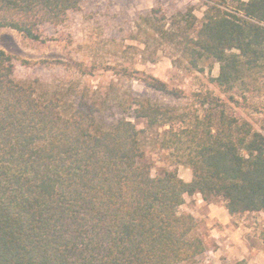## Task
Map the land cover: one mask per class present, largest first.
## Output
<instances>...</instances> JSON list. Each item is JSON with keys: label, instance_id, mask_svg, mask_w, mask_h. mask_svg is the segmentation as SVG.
Listing matches in <instances>:
<instances>
[{"label": "trees", "instance_id": "trees-1", "mask_svg": "<svg viewBox=\"0 0 264 264\" xmlns=\"http://www.w3.org/2000/svg\"><path fill=\"white\" fill-rule=\"evenodd\" d=\"M89 1L0 0V29L39 41ZM230 1L206 5L184 45L192 67L217 63L212 81L224 91L264 71V0ZM14 60L0 50V264H181L204 252L189 238L195 218L179 211L185 196L222 198L231 217L264 211V135L248 123L206 109L174 134L190 181L176 169L153 177L133 122L94 133L98 109L86 100L62 117L55 100L13 80ZM133 106L130 117L149 127L169 115L149 101Z\"/></svg>", "mask_w": 264, "mask_h": 264}, {"label": "rangeland", "instance_id": "rangeland-1", "mask_svg": "<svg viewBox=\"0 0 264 264\" xmlns=\"http://www.w3.org/2000/svg\"><path fill=\"white\" fill-rule=\"evenodd\" d=\"M220 1L91 0L64 24L43 27L39 41L0 29V50L15 58L13 80L31 87L41 102L55 100L62 117L68 118L77 103L86 100L98 109L94 133L110 130L126 118L139 131L140 163L150 166L153 177L176 169L179 178L187 174L191 178L174 134L195 116L201 118L206 109L215 119L223 112L264 135V71L224 91L212 81L218 74L213 59L203 58L192 67L184 53L186 39L194 36L206 5ZM230 6L231 1L224 0L221 8ZM149 78L164 84V90L146 87ZM136 101L168 109L167 120L149 127L145 120L133 119ZM203 201L213 202L215 211L223 212L222 198ZM199 206L193 196H185L179 211L204 212ZM235 218L249 227L250 241L264 250L259 241L264 235V211ZM181 264L206 263L198 256Z\"/></svg>", "mask_w": 264, "mask_h": 264}, {"label": "crops", "instance_id": "crops-1", "mask_svg": "<svg viewBox=\"0 0 264 264\" xmlns=\"http://www.w3.org/2000/svg\"><path fill=\"white\" fill-rule=\"evenodd\" d=\"M190 179L187 174L183 180L188 182ZM193 198L204 212L186 213L196 220L192 232L202 242L204 252L200 256L206 264H233L239 260L246 264H264V250L259 243L255 245L250 241L253 237L246 224L229 216L224 206L223 212H217L213 202H204L200 195H193Z\"/></svg>", "mask_w": 264, "mask_h": 264}]
</instances>
